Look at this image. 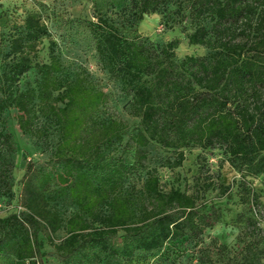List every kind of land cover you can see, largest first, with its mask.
<instances>
[{
	"label": "trees",
	"instance_id": "trees-1",
	"mask_svg": "<svg viewBox=\"0 0 264 264\" xmlns=\"http://www.w3.org/2000/svg\"><path fill=\"white\" fill-rule=\"evenodd\" d=\"M93 7V20H83V27L137 121L129 128L118 116L98 119L105 93L71 76L51 41L48 62H35L38 45L50 36L36 13L0 37V197H10L13 187L5 112L17 111L22 135L45 141L54 125L59 138L52 163L25 165L23 211L0 218V260L43 264L50 256L55 264H121L169 242L200 238L216 218L200 213L197 193L162 192L156 171L144 165L155 145L174 152L172 168L181 166L184 150L219 149L243 178L261 179L259 193L245 190L250 215L243 218L242 246L225 264H262L264 230L255 210L264 199V0H93ZM169 7L175 15L187 10V44L207 49V56L177 59L178 39L157 45L139 33L144 17ZM33 69L36 87L22 88ZM135 178L143 179L139 189L127 188ZM56 195L76 208L68 217L51 205ZM61 231L64 238L54 243ZM39 235L52 253L41 252Z\"/></svg>",
	"mask_w": 264,
	"mask_h": 264
},
{
	"label": "rangeland",
	"instance_id": "rangeland-1",
	"mask_svg": "<svg viewBox=\"0 0 264 264\" xmlns=\"http://www.w3.org/2000/svg\"><path fill=\"white\" fill-rule=\"evenodd\" d=\"M174 7L158 15L146 16L137 25L139 33L148 37L157 45H164L172 39L179 40L175 51L177 59L185 55L205 57L209 51L201 47L187 44L185 36L191 32L187 18V10L179 15L173 13ZM28 13H36L47 25L50 36L42 39L38 45L36 63L48 62L49 43H53V51L60 57L65 70L71 75L79 74L86 83L106 95L105 107L98 114V119L105 120L109 116H118L126 121L129 128L137 121L131 116L129 98L120 91V86L112 80L101 66L94 53L88 33L83 27V20H93L95 10L93 0H0V37L12 33L14 27H20ZM183 15V16H182ZM108 18L117 20L118 15L106 14ZM35 70H31L21 79V87L31 88L37 85ZM17 111L7 110L4 114L5 129L12 136L14 151L11 154L13 164L12 193L10 197H0V218L23 211L18 202L20 194L19 181L28 161L34 163H52L53 152L59 143L57 129L54 125L48 128L45 141L22 135L17 128L15 117ZM43 124V120H41ZM127 137L124 138V141ZM122 146H117L118 152ZM148 155L144 165L154 169L158 175L162 192L178 189L186 194H198L200 213L208 216L213 226L206 229L198 239L183 238L167 243L162 250L147 256H137L132 262L121 264H225L238 253L243 238V218L250 215L249 206L244 200L245 190L259 193L261 179L242 177L227 162L222 150H202L192 148L184 150V161L181 166H169L175 159L174 152L163 150L155 145L147 148ZM199 184L194 186L195 179ZM144 179V177H143ZM141 180L132 179L127 188L139 189ZM209 189L203 192L206 185ZM51 205L68 217L76 208L67 197L55 196ZM258 225L264 230V199H261L259 212L255 210ZM65 234H56L54 243H59ZM43 243L42 253L49 254L53 248L45 237L39 235ZM224 247L225 250H221ZM43 264H55L54 258H41ZM0 264H7L0 260ZM264 264V261L263 263Z\"/></svg>",
	"mask_w": 264,
	"mask_h": 264
}]
</instances>
